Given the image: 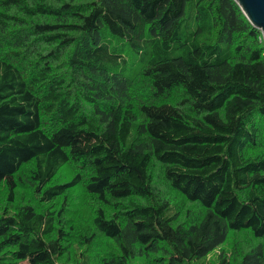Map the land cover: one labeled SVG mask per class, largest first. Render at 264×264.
<instances>
[{"label": "trees", "instance_id": "trees-1", "mask_svg": "<svg viewBox=\"0 0 264 264\" xmlns=\"http://www.w3.org/2000/svg\"><path fill=\"white\" fill-rule=\"evenodd\" d=\"M0 264H264L235 0H0Z\"/></svg>", "mask_w": 264, "mask_h": 264}, {"label": "water", "instance_id": "water-1", "mask_svg": "<svg viewBox=\"0 0 264 264\" xmlns=\"http://www.w3.org/2000/svg\"><path fill=\"white\" fill-rule=\"evenodd\" d=\"M253 26L261 30L264 40V0H235Z\"/></svg>", "mask_w": 264, "mask_h": 264}, {"label": "rangeland", "instance_id": "rangeland-1", "mask_svg": "<svg viewBox=\"0 0 264 264\" xmlns=\"http://www.w3.org/2000/svg\"><path fill=\"white\" fill-rule=\"evenodd\" d=\"M135 53L131 52L130 50H127L126 51V55L127 57L130 59V63H129V66L132 67L134 66L133 68L137 69L139 63L138 62H135ZM213 256V255H212ZM141 262V261H140Z\"/></svg>", "mask_w": 264, "mask_h": 264}]
</instances>
